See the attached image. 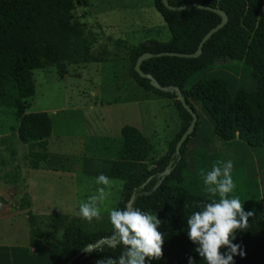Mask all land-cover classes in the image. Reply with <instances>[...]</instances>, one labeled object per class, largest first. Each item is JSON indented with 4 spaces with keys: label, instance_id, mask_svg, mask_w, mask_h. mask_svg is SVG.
<instances>
[{
    "label": "trees",
    "instance_id": "trees-1",
    "mask_svg": "<svg viewBox=\"0 0 264 264\" xmlns=\"http://www.w3.org/2000/svg\"><path fill=\"white\" fill-rule=\"evenodd\" d=\"M161 17L169 38L167 41L144 40L127 49L130 78L152 97L172 100L179 128L168 142L166 152L149 165L152 146L136 128L124 125L119 130L120 150L113 159L102 162L103 173L121 183L115 209L130 207L155 213L164 234L163 255L155 264H205L195 252L187 235V218L200 210L196 205L209 202L210 197L191 192L184 184L188 162L186 144L198 128L200 115L197 105L211 124L212 133L223 142H238L264 153V0H166L171 6L198 3L221 10L227 22L202 44L199 56L182 58L154 56L140 62L139 69L150 75L168 91L152 87L148 79L133 70L137 57L143 53L190 54L197 49L203 35L215 27L217 14L197 9L168 10L161 0H151ZM80 0H0V107L11 108L18 121L17 140L28 146L31 169L38 167L44 154L33 151L35 144L44 142L51 134L47 113H26L25 100L34 93L32 70L54 68L62 78L67 66L103 61L91 53L85 36V25L74 17ZM235 65L248 77L252 88L232 89L233 74L223 65ZM219 65V66H217ZM178 92L194 112L196 121L192 132L183 141L177 160L174 145L187 128L191 117L176 100ZM150 96V97H151ZM208 167L212 168L211 161ZM169 166V172L160 174ZM98 176L97 173L93 174ZM242 180L237 195L245 211H252L248 227L235 233L234 244L245 252L234 257V264H264V188L259 190L253 177ZM185 186V187H184ZM238 190V189H236ZM0 203L5 201L0 197ZM18 208L25 210L29 235L42 241L49 249L47 264H85L104 257L118 258L121 247L106 244L96 251L80 253L87 245L106 240L113 232L109 217L87 228L77 221L67 222L60 240L42 230L30 211V203L22 197ZM73 258V259H72Z\"/></svg>",
    "mask_w": 264,
    "mask_h": 264
},
{
    "label": "rangeland",
    "instance_id": "rangeland-1",
    "mask_svg": "<svg viewBox=\"0 0 264 264\" xmlns=\"http://www.w3.org/2000/svg\"><path fill=\"white\" fill-rule=\"evenodd\" d=\"M80 1L84 6L75 8L74 17L85 25L91 53L104 60L67 66L62 78L52 67L31 71L34 93L25 100L24 111L45 112L51 120L50 136L33 147V151L42 152L45 158L38 162L37 169H31L28 146L17 140L18 121L13 109L0 107V196L11 200L27 187L32 199L31 213L41 215L39 227L50 232L54 240H60L67 222L75 220L91 229L115 209L121 182L112 179L111 196L99 205L100 218L88 222L77 214L79 204L100 187L93 174L99 175L102 162L113 159L120 150L122 126L136 128L151 144L149 167L166 152L168 142L179 128L172 100L152 97L130 80L127 49L144 40L167 41L169 38L152 1ZM226 66L228 68H224ZM223 68L233 74L232 89L252 88L250 79L238 67L228 64ZM193 107L200 119L195 134L186 144L185 186L193 193L209 197L204 191L200 170L210 171L209 161L214 164L232 160V176L238 190L229 196L239 195L242 180L238 178L245 176H253L262 190L264 153L237 140H219L201 109L197 105ZM2 184L14 187L6 191ZM20 218L16 221L21 224ZM85 264H96V261L89 260ZM146 264L155 262L146 261Z\"/></svg>",
    "mask_w": 264,
    "mask_h": 264
},
{
    "label": "clouds",
    "instance_id": "clouds-1",
    "mask_svg": "<svg viewBox=\"0 0 264 264\" xmlns=\"http://www.w3.org/2000/svg\"><path fill=\"white\" fill-rule=\"evenodd\" d=\"M232 160L217 161L210 171L200 170L204 191L211 198L209 202L196 205L200 210L193 212L186 220L189 240L196 245V253L205 264H234L236 255L245 256L240 244H234L235 233L248 227L252 211H245L238 196H229L236 189L233 180ZM100 185L96 192L79 204L78 215L91 222L101 216L100 204L111 196L114 181L101 173L95 178ZM123 183V182H121ZM218 196V200L216 197ZM109 220L113 232L106 238L110 248L121 247L118 258L104 257L96 264H146L163 255L164 234L159 231L161 221L155 213L138 208L111 209ZM85 251L97 249L89 247ZM188 264H195L192 257Z\"/></svg>",
    "mask_w": 264,
    "mask_h": 264
},
{
    "label": "crops",
    "instance_id": "crops-1",
    "mask_svg": "<svg viewBox=\"0 0 264 264\" xmlns=\"http://www.w3.org/2000/svg\"><path fill=\"white\" fill-rule=\"evenodd\" d=\"M130 80L133 82L131 78ZM13 187L2 184V189L4 188L3 190L6 191ZM0 197L5 201V204L0 203V264H47L49 260L48 247L29 235L25 210L17 206L20 199L25 197L31 207L32 199L27 187L22 188L20 196H13L11 200ZM40 216H35L38 225H42L39 222ZM18 218H20L21 224L16 221ZM14 220L16 221L15 225H13Z\"/></svg>",
    "mask_w": 264,
    "mask_h": 264
},
{
    "label": "water",
    "instance_id": "water-1",
    "mask_svg": "<svg viewBox=\"0 0 264 264\" xmlns=\"http://www.w3.org/2000/svg\"><path fill=\"white\" fill-rule=\"evenodd\" d=\"M163 6L168 9V10H182L184 8H197V9H202V10H206V11H210L213 12L215 14H217L220 18L219 23L213 27L212 29H210L209 31H207L203 37L201 38L200 42L197 45V49L190 54H182V53H159V54H150V53H143L141 55H139L134 63L133 66V70L138 74L139 77L141 78H145L149 80V83L152 87L159 89L161 91H168L170 89L168 88H162L160 87L155 80L147 74H143L141 72V70L139 69V64L141 61L150 58V57H154V56H175V57H182V58H195L197 56H199L200 52H201V46L202 44L211 36L212 33L216 32L219 28H221L226 22H227V16L225 13H223L221 10H218L216 8H212L209 6H205L202 4H198V3H189L186 5H182V6H171L167 3L166 0H161ZM176 100L180 102L182 108L184 110H186V112L190 115L191 120L187 126V128L185 129V131L180 135V137L178 138V140L176 141L175 145H174V155L176 156L177 160L180 158V154H179V150L180 147L183 143V141L188 137V135L192 132L195 121H196V116L194 114V112L184 103L182 96L176 92ZM169 166L166 170H164L160 176L162 177L163 175H165L166 173L169 172ZM132 197L130 198L129 202L126 203V207H130V202H131ZM101 244H106L107 245V240L104 239H100L96 244L93 245H87L86 247H84L80 253H88V251H85V248H96L98 246H100ZM73 259V258H72Z\"/></svg>",
    "mask_w": 264,
    "mask_h": 264
}]
</instances>
